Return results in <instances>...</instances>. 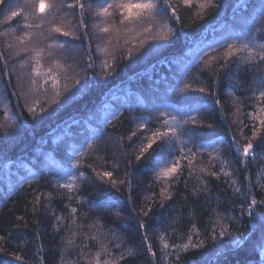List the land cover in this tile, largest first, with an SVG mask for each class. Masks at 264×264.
<instances>
[{"label":"trees","instance_id":"obj_1","mask_svg":"<svg viewBox=\"0 0 264 264\" xmlns=\"http://www.w3.org/2000/svg\"><path fill=\"white\" fill-rule=\"evenodd\" d=\"M178 2L179 0H173V3ZM213 2L217 7L209 9L202 16H196L195 7L181 9V20L172 25L176 29V35L171 41L166 42L164 47L147 60L139 63L124 61L115 71L107 74L98 68L99 52L93 39L91 55L95 60V73L89 70L86 75L82 74V83L87 81L88 87L53 116L44 113L42 117L34 118L33 114L28 112L24 98L19 97L15 73L11 74L12 84L5 91L7 77L0 72V87L4 95L0 98V125L9 123L7 109L11 110L13 116L22 113L19 119L24 124L22 129H17L13 124L7 132L0 128V236L5 237V240L0 242V264H57L61 251L66 247V240L61 243V236L67 238L68 233L61 231L59 235L56 234L52 227L54 220L51 212L33 213L31 202L37 189L44 193L52 192L51 211L57 215L67 214L66 205L70 201L57 192L55 180L59 179L63 183L69 171H77L73 165L80 152L87 153L81 158L80 171L91 173V169L86 165L95 162L94 167L107 170L115 168L121 178L127 170L129 178L132 179L131 201L128 199V193L122 189L125 206L123 215L126 219L119 221L114 216L111 217V226L122 235V240L114 243H121L122 246L115 249L110 244L109 247L117 254L123 252L126 259L121 264H168L171 258L167 255L168 250H164L162 255L159 237L163 231L161 223L167 227L170 218L172 227L168 228L169 243H180L181 237L191 230L193 223L200 229L202 235L199 238L204 239L201 249H190L182 254V264H264V229H261L257 222L260 213L257 212V220L248 217L247 213L241 216L240 201L243 198L224 183L225 180L234 179L242 188L252 185V194L256 199H264V191L259 187L264 185L262 157H257L254 161L249 159L245 169L243 165L235 162L234 153L229 147L221 146V157L225 161L223 167L225 171L232 173L231 176L225 177L221 174L220 180L208 177V191L201 192L198 196L191 195L194 188L203 187L195 176L190 179L188 188H185L183 183L173 185V201L167 202L163 208L154 205L151 218L148 219L152 229L148 230L147 242L152 244V250L157 253L155 258L151 257L146 249L144 230L139 229L137 225L139 208L146 202V197L160 191V182L153 183L151 165L142 166L141 162L134 159L131 145L136 138L128 141L126 137L141 119L154 115L149 111L153 104L162 107L161 101H164L166 89L180 86L185 79L186 65L192 62L193 87L200 81L212 88L213 94L190 93L202 98L201 102L207 109L208 123L213 125L211 129L205 130L202 143H209L218 138L223 140L225 145L230 143L236 127L233 122L237 119L233 115V99L237 96L244 99L251 95V92H246L241 87L245 81L250 82L253 88L264 82V67L253 73L245 70L250 64L241 65L238 70L234 67L231 76L221 73L218 81L209 80L207 75L199 74L200 70L195 61L199 60L203 51L215 54L213 49L222 50L232 33L254 31L252 19L258 15L256 6L261 0ZM87 22L90 25V17ZM3 27L0 26V30H3ZM5 43L6 38L0 37V51H6L3 48ZM75 43L84 44V48L80 50L83 52V66L89 55L87 42ZM7 58L6 54L5 59ZM19 59L18 57L10 60L9 67L15 65L17 72H26L27 68L17 63ZM2 63L0 61V68ZM38 99L44 103L47 97L41 95ZM216 99L221 101L220 105L215 103ZM251 110L250 106L242 109L244 112ZM133 117L137 119L133 120ZM239 119L245 117L241 115ZM245 122L248 121L245 119ZM101 132L104 134L102 142L97 139ZM9 133L13 135L10 136ZM245 133H248V129H245ZM121 136L125 139L121 140ZM89 143L101 145L103 151L99 155L103 159L97 160V154L87 149L86 145ZM127 160L132 161L128 168L125 166ZM207 162L205 158L203 163ZM212 164L215 165L213 170L222 166L220 160ZM97 196L95 187L85 182L80 184L78 196L71 202L72 207H78L80 210L78 223L84 226L80 230L81 233L92 231L88 225L93 222L97 213L90 202L96 201ZM133 208H136L137 212H132ZM213 208L227 216L235 217V220L225 221L231 225L228 229L229 235L209 241L203 233L216 219L210 211ZM115 211L113 209V212ZM21 216L24 217L23 221L18 219ZM66 223L70 224V219ZM253 224L257 226L253 228ZM75 239L76 244L80 245L83 235ZM129 252L132 253L131 256ZM16 256L23 259L17 260ZM40 257H43V260ZM63 258L66 264H71V261L77 259V248L68 247L67 251L63 252ZM105 258L109 257H102ZM78 264H84V261H79Z\"/></svg>","mask_w":264,"mask_h":264},{"label":"snow or ice","instance_id":"obj_2","mask_svg":"<svg viewBox=\"0 0 264 264\" xmlns=\"http://www.w3.org/2000/svg\"><path fill=\"white\" fill-rule=\"evenodd\" d=\"M193 7L197 9L196 16H202L204 12L216 8L217 5L213 0H179L178 3H173V0H23L22 3L20 0H0L2 11L0 26H4L3 30H0V37L6 38L3 45L6 51H0V61L3 62L0 72L7 77L4 90L6 91L12 84L11 74L15 73L16 88L19 90V97L24 98L28 112L32 113L34 118L42 117L44 113L53 116L88 87L87 81L81 82V75H86L89 70L95 73V60L91 55L93 39L104 41L105 46L97 45V50L107 57L102 62L103 71L107 74L115 71L125 60L139 63L155 55L176 35V29L172 25L181 20L180 10ZM256 11L258 15L252 19L254 31L232 33L222 50L213 49L215 54L202 52L199 60L195 61L200 75H207L209 80L218 81L221 73L231 76L234 67L238 70L241 65L250 64L245 70L253 73L264 67V42H258L264 41V0L256 6ZM88 17L93 18L91 29L95 31L90 30ZM257 24L259 27H256ZM232 36L236 38H231ZM76 41L87 42L89 55L83 66L69 55L84 48L83 43L78 44ZM18 57L20 59L17 63L21 67H26L27 72H17L15 65L9 67V61ZM192 71L190 61L186 65L185 79L180 86L166 89L164 101H161L162 107L153 104L149 111L154 115L141 119L126 137L128 141L136 138L131 145L134 159L141 162L142 166L151 165L153 183L160 182V191L146 197V202L137 213L138 228L144 230L143 240L153 258L157 253L152 250V244L147 242L148 230L152 229L148 219L151 218L154 205L163 208L167 202L173 201L175 191L173 185L183 183L184 187L188 188L190 179L195 176L203 187L194 188L191 195L198 196L201 192L208 191V177L220 180L221 174L225 177L231 176L232 173L224 170L225 161L221 157V146L229 147L234 153L235 162L243 165L245 169L249 159L254 161L257 157L264 158V82L253 88L250 82L245 81L241 87L244 91L251 92V95L244 99L239 96L233 99L232 103L235 105L233 115L237 119L233 122L236 127L230 143L225 145L219 138L202 143L205 130L211 129L213 125L208 123L207 109L201 102L202 98L190 93H213L210 85L206 86L200 81L193 87ZM41 95L47 97L44 103L36 99ZM215 103L220 105L221 101L216 99ZM245 106H250L252 110L242 111ZM49 108L51 111H48ZM20 115L22 113L9 117L12 123L0 125V128L7 132L15 124L17 129H22L24 124L19 119ZM115 115L114 113L113 116ZM241 115L245 117L247 123L245 119H239ZM245 129H248V133H245ZM103 136L101 132L97 139L102 142ZM120 139L124 140L125 137L121 136ZM86 147L97 154V160L103 159L99 155L103 151L100 144L89 143ZM86 155V152H80L73 165L77 171H69L63 183L59 179L55 180L57 192L70 201L66 205L68 209L66 215L52 212L50 201L53 193H44L39 189L33 193L31 208L33 213L51 212L54 232L58 235L61 231L68 233L67 238L61 236V243H65L66 240V247L61 251L57 264H64L63 252L73 246L77 248V259L71 261V264H78L79 261H84V264H121L126 259L123 252L117 254L109 247L110 244L115 249L122 246L121 243H114L122 240V235L111 226L113 222L111 217L114 216L119 221L126 219L123 215L125 206L122 189L128 193V199L131 201L132 179L129 178L127 170L121 178L115 168L107 170L103 167H94L95 162L86 165L91 169V173L80 171L81 158ZM205 158L207 164L203 163ZM213 160L221 161L220 169L213 170L215 168ZM131 163V160L125 161L126 168L130 167ZM85 182L93 185L98 192L96 201L90 202L97 213L93 222L88 225L92 230L90 233H81L80 230L84 226L78 223L80 210L71 206V202L78 196L80 184ZM224 183L243 198L240 201V215L247 213L248 217L257 220L259 212L257 222L259 227L264 229V199L257 200L252 194L254 186L242 188L234 179L225 180ZM259 187L264 191V185ZM113 209L116 211L113 212ZM210 211L216 219L208 229H205L203 236L212 241L229 235L228 229L231 225L225 221H233L235 217L227 216L215 208ZM132 212H137V209L133 208ZM18 219L23 221L24 217ZM69 219L70 224L66 223ZM256 226L252 225L253 228ZM170 227L171 218L167 227L162 222L163 231L159 237L162 255L164 250H168L167 255L171 258L168 264H182L183 253L204 246V239L199 238L202 234L196 224L191 225V230L181 237L180 243L175 241L169 243ZM79 235H83V241L77 245L75 238ZM4 240L5 237L0 236V242ZM93 248L96 250L92 251ZM131 255L129 252V256ZM16 259L21 260L23 257L16 256ZM40 259L43 260V257Z\"/></svg>","mask_w":264,"mask_h":264},{"label":"rangeland","instance_id":"obj_3","mask_svg":"<svg viewBox=\"0 0 264 264\" xmlns=\"http://www.w3.org/2000/svg\"><path fill=\"white\" fill-rule=\"evenodd\" d=\"M21 3L23 2V0L22 1H20ZM92 17H90V29H91V23H92ZM91 31H95L94 29H91ZM95 40V44H96V48H97V45H99L100 47H104L105 46V44H104V41H102V40H97V39H94ZM112 49H110V51H111ZM99 52V51H98ZM83 52H80V51H78V52H76V53H70L69 55L72 57V59L73 60H75L77 63H79L80 65L82 64V58H83ZM98 68H99V70H103V68H102V62H103V60L104 59H107V57L103 54V53H101V52H99L98 53ZM125 61H127V60H125ZM71 62V61H70ZM27 70L28 69H26V72H27ZM82 79L84 80V77H83V75L81 76V82H82ZM4 95L2 94V91H1V87H0V98H2ZM39 97H41V96H38V97H36V99H38ZM29 102H31V101H29ZM12 112H11V110L10 109H7L6 110V114L7 115H9L8 116V118L9 117H12L13 115L11 114ZM8 120V122L9 123H12V121L11 120H9V119H7ZM215 155V154H214ZM218 160H213L212 161V163L214 162V163H216ZM64 264H66V262H64Z\"/></svg>","mask_w":264,"mask_h":264}]
</instances>
